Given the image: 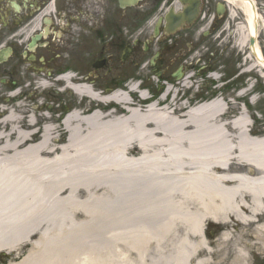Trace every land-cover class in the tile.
Segmentation results:
<instances>
[{
	"label": "bare ground",
	"instance_id": "bare-ground-1",
	"mask_svg": "<svg viewBox=\"0 0 264 264\" xmlns=\"http://www.w3.org/2000/svg\"><path fill=\"white\" fill-rule=\"evenodd\" d=\"M241 3L246 21L236 37L245 50L258 31L250 3ZM255 47L253 58L247 54V71L258 68L264 76L257 40ZM68 76L63 77L66 89L117 101L128 111L71 112L62 125L69 132L63 147H56L61 138L52 136L60 130L52 128L24 150L19 142L0 148V155L10 151L0 158L9 171L0 180V251L25 243L38 250L7 264H105L114 257L89 252L88 239L90 249L123 239L138 252L149 240L159 250L145 255L166 257L170 264H219L216 259L228 258L229 264H249L251 255L264 254V134L252 133L242 115L230 119L228 101L218 97L192 108L159 109L154 103L139 109L127 92L105 95L71 83ZM191 77L186 75L182 85L190 87ZM34 152L37 156L29 159ZM207 221L225 228L215 242L203 234ZM102 227H112L111 232L101 234ZM53 228L67 232L58 237L50 233ZM35 234L38 240L31 239ZM245 234L254 241H246ZM73 251L84 254L73 258Z\"/></svg>",
	"mask_w": 264,
	"mask_h": 264
},
{
	"label": "rangeland",
	"instance_id": "rangeland-1",
	"mask_svg": "<svg viewBox=\"0 0 264 264\" xmlns=\"http://www.w3.org/2000/svg\"><path fill=\"white\" fill-rule=\"evenodd\" d=\"M163 12L164 10L157 11L154 13V18H150L146 22L145 32L143 35H140L143 39L152 35L154 25ZM131 22L133 24L134 20L132 19ZM207 22H205L202 28L206 27V24L208 25ZM225 22L229 23L228 20H225ZM225 28L224 35L226 37L219 43L213 42V45L208 49V54L205 53L207 48H202L200 51L192 53L197 60H194L196 68L188 71L194 74L189 82V86L191 87L188 89L186 86H183V81L176 82L177 88L174 87L173 91H170L164 98L163 103L162 101L159 102L161 105L165 104L166 106L180 109L183 104L192 107L221 96L229 102L228 111L231 113L230 119L242 115L251 124L250 129L252 133L264 134V79L259 74L257 68L247 71V68L251 66L250 58L246 60L247 53L238 45L235 32H232V24H230V27L226 26ZM153 53L154 50L144 57L145 63ZM93 54L94 48L90 46L82 48L69 46L67 48V46L62 47L60 45L57 49L51 50L45 55L50 61L43 72L32 73L30 70L29 73L25 74L23 68L19 67L20 62H18V58H15L7 65L8 70H15L10 81H17L18 84L13 89H1L0 85V148L2 146L8 148L19 142L20 150H24L29 144L38 143L43 137L47 136L48 130H52V128L60 130L59 133L52 136L61 138L60 143L56 147H63L62 144L67 141L69 136V132L62 126L63 118L74 110L82 112L87 108H92L91 110L100 109L103 112H107L111 107L115 106L116 113L122 114L127 112L122 105L112 103L104 106L101 101L93 100L89 96H84L82 99V96L77 95L71 88L66 89L67 84L58 79V76L68 68L73 69L71 72H77L88 77L89 81L93 80L92 76L94 73L96 75V78L92 81L94 88L105 95L111 93L118 86L127 87V83L135 81L131 79V76L136 77L137 74H141L144 77V87L154 94V98L159 99L165 92L166 85L162 81L161 83L155 79L157 78L156 73L161 71L166 76V79L170 77L175 78L173 73L184 64L180 56L181 53L178 50H174L166 55V58L173 59V64H164L154 74L150 73L148 69H142L141 67H137L136 69L130 66L119 67L114 70L113 74H108L106 68L96 70L93 67ZM177 58H179L178 61L176 60ZM205 59L206 62L204 61ZM24 62L23 67L25 69V66L28 64L26 60ZM208 64H211L212 67H209ZM39 65L38 62L37 66L40 67ZM204 65H206V68L202 69L201 67ZM4 68L5 66H0V81ZM47 71L50 73H47ZM122 71L126 72L119 81L115 76L123 74L124 72ZM211 73H216L219 78L216 80L212 77ZM168 81L171 83L170 80ZM222 83L224 85H221ZM254 84L255 86L252 87ZM244 90L251 91V93L242 94L241 92ZM131 94L134 97L135 103H139L140 98L137 93L132 92ZM230 99L231 101H229ZM30 132L31 134L28 136ZM24 135H27V138ZM137 151L141 152L139 149ZM9 152L4 150L0 158L7 157L10 155ZM36 156L35 152L29 154V159ZM22 157L26 158L27 156ZM42 157L45 160L50 159L46 153H43ZM37 173L36 169L33 170L31 177H34ZM8 174L9 171L5 169L4 163L0 162V180ZM29 182L34 183V179L29 178ZM95 219H98V217H95ZM122 225H116L115 228L120 229ZM206 226V232L214 242L220 238L221 233L225 230L219 223L211 221H207ZM111 228L102 227L100 233L103 234L104 232L107 234L111 232ZM77 231L79 230L77 229ZM66 232L67 228L59 230L53 228L50 233L61 237ZM251 236L250 234H245L244 239L253 242L254 240ZM31 239L38 240L39 234L33 235ZM85 243L90 250L89 252L93 253L96 251L97 254L104 258H111L110 254L114 255L110 260L104 261L103 263L105 264H170V260L166 257L145 255L147 251L159 250V247L154 246V243H150L149 240L143 244V246H147H142V249L139 250L140 253L143 252V255L138 252V246L130 251L123 239H114L108 243V246H101L102 248L92 246L90 249L89 245L92 244L90 239ZM162 249L167 250L168 247L166 246ZM32 251H38L32 243L22 244L16 250L11 251L9 255L0 256V262L7 264L9 260L12 262L20 261L26 254ZM51 254L52 252H50V256ZM83 254V252H71L73 258L76 256L80 257ZM215 261L219 264H229L232 262V259H216ZM51 262V260L50 262L48 260L47 264ZM56 264H63V262L60 261V263ZM249 264H264V254L251 255Z\"/></svg>",
	"mask_w": 264,
	"mask_h": 264
},
{
	"label": "flooded vegetation",
	"instance_id": "flooded-vegetation-1",
	"mask_svg": "<svg viewBox=\"0 0 264 264\" xmlns=\"http://www.w3.org/2000/svg\"><path fill=\"white\" fill-rule=\"evenodd\" d=\"M190 1L184 4L182 0H138L135 5L122 6L119 0H0V50H12L10 57L0 62V66H5L0 82L7 79L1 87L7 88L14 82L10 78L15 70H8L7 65L15 58H18L21 68L27 60L29 67L26 68L34 72L35 63L45 67L50 61L45 55L60 45L67 48L93 47V64L102 62L101 67L106 68L108 74L123 66L141 67L144 57L153 47L156 48L154 55L160 53L155 66L151 65L154 55L147 61L151 71L167 63L173 64V59L166 58V55L174 50L181 53L184 67L189 70L194 66L195 56L192 53L202 48L209 49L213 42L219 43L226 37V26L223 28L225 20H229V27L232 24L235 37L238 25L245 23L241 6L243 0H231V9L226 0ZM244 1L250 3L255 15L256 38L263 50L264 0ZM188 8L194 12L191 22H183L169 33L165 30L166 23L162 24L160 35L153 40L140 36L145 32L146 22L154 18L157 11L164 10L162 15L165 16L172 9L181 13ZM205 22L208 25L202 28ZM127 45H132V49L124 57L123 50ZM246 48L244 52L250 49V43ZM32 55L35 60L30 63ZM122 72L115 76L119 81L126 71Z\"/></svg>",
	"mask_w": 264,
	"mask_h": 264
},
{
	"label": "water",
	"instance_id": "water-1",
	"mask_svg": "<svg viewBox=\"0 0 264 264\" xmlns=\"http://www.w3.org/2000/svg\"><path fill=\"white\" fill-rule=\"evenodd\" d=\"M121 1V3L122 4H126V3H130V4H132V3H134L135 2V0H120ZM183 2L184 3H188V2H190L189 0H183ZM193 15H194V13L191 11V10H187V11H185L184 13H181V14H179V15H176V14H173V13H169L167 16H166V19H167V22H168V25H167V30L168 31H171L172 30V28H173V26H175V25H180V24H182V22H184V21H190L192 18H193ZM161 21H162V18H160L159 19V21H158V23H157V25H156V29H155V34L157 35V34H159V27H160V23H161ZM174 30V29H173ZM251 44H252V46L254 47V45H255V38H252V40H251ZM129 50V48H127L126 49V51H128ZM5 53H2V52H0V61L1 60H4L3 59V55H4ZM7 55L9 54V53H6ZM34 58V57H33ZM176 76L177 77H181L182 76V72H181V69L179 70V72H178V74H176Z\"/></svg>",
	"mask_w": 264,
	"mask_h": 264
}]
</instances>
